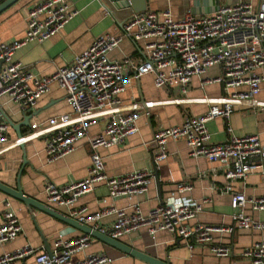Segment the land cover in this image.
<instances>
[{"label": "built area", "instance_id": "obj_1", "mask_svg": "<svg viewBox=\"0 0 264 264\" xmlns=\"http://www.w3.org/2000/svg\"><path fill=\"white\" fill-rule=\"evenodd\" d=\"M215 11L205 16H193L190 11L180 19L172 18L169 10L145 11L132 15L121 24L120 36L103 35L95 39L70 64L59 67L48 77H39L26 70L14 58L17 50L29 42H44L58 34L77 14L70 0H34L26 13L25 29L19 39L5 41L0 38V98L8 97L22 112L31 111L38 100L56 84L65 92L70 113L49 118L46 121L44 152L48 162L72 153L77 144L86 140L90 150V164L82 180L66 185L47 182L44 187L46 202L66 210V215L81 224L93 225V229L121 240L140 228L147 229L148 237L155 244L158 232H167L179 238L187 249L205 247L216 258H228L231 249L217 243L216 236L233 235L239 231H264V222L246 215L245 208L264 212V196L247 198L242 192L230 193L232 209L229 225H212L190 221L201 211L199 204L173 207L162 203L143 213L135 204L125 209H109L100 213H88L78 200L91 193L96 184L103 183L110 199L131 198L145 194L151 181V173L134 171L116 177H108L99 154L100 148L120 147L138 132L137 120L140 106L133 104L129 112L117 108L119 95L124 93L132 79L145 74L153 75L155 88L177 89L186 97L193 77L202 76L211 68L219 69V75L207 78L204 84L221 86L219 97L203 96L199 99L208 109L200 116H186L180 126L161 129L154 133L151 153L155 164L167 157L168 140L182 139L190 157H203L223 166L227 183L244 181L257 169L264 168V147L255 135L236 137L227 128L228 138L222 143H212L206 124L215 119L227 120L237 104L259 107L256 97L264 80V0L257 7L244 0H216ZM144 41V61L134 68L128 77L126 70L130 60H112L108 54L123 39ZM187 99L176 98L181 105ZM102 121V128L94 135L89 130ZM9 126L0 109V153L10 146H18L26 139L42 137L38 125L33 124L27 137L11 141ZM192 186L179 183L177 193L190 192ZM227 191H231L227 186ZM108 213L115 219L109 230L99 226V220ZM22 232L18 217L10 201L4 202L0 214V245L14 241ZM92 238L80 235L70 239H56L51 254L36 252L25 244L13 252L0 255V264H15L33 257L36 264H107L112 259L107 254H90L73 262L76 254L84 251ZM249 264H264V242L255 243L241 252Z\"/></svg>", "mask_w": 264, "mask_h": 264}, {"label": "crops", "instance_id": "obj_2", "mask_svg": "<svg viewBox=\"0 0 264 264\" xmlns=\"http://www.w3.org/2000/svg\"><path fill=\"white\" fill-rule=\"evenodd\" d=\"M6 0H0V5ZM34 0H18L0 12V38L5 41L19 39L25 29L26 13ZM249 1L256 7L263 0ZM216 0H148V11L169 10L173 19H180L190 11L193 16H205L215 11ZM70 6L77 14L55 36L44 42H29L16 51L14 58L34 75L48 77L59 67L70 64L74 57L84 52L92 42L100 36H120L121 24L128 20L134 12L125 8L124 0H70ZM144 41L122 40L117 48L108 54L112 60L129 58L130 65L126 75H134L135 66L140 65L146 53ZM264 78V69L260 71ZM219 75V69L211 68L202 76L193 77L188 85L186 97L179 96L173 89L155 88L153 75L145 74L132 79L126 91L119 95L117 108L121 112H129L133 104L146 107L139 108L137 120L138 132L129 137L120 147L100 148L99 154L104 163V171L108 177H116L134 171L151 173V181L145 194L131 198L110 199L103 183L96 184L94 190L82 196L78 205L86 206L88 213H100L114 207L125 209L137 204L143 213L157 205L167 203L173 207L199 204L201 211L190 224L200 222L212 225H229L232 209L230 193L242 192L247 198L264 196V168L250 173L244 181L227 183L224 168L217 162H210L203 157H190L182 139L168 140L167 157L155 164L151 153L154 149V133L169 127L180 126L186 116L203 115L208 107L199 101L203 96L219 97L223 94L221 86L204 84L207 78ZM187 99L177 105L175 99ZM259 105L251 108L237 104L227 120L215 118L206 126L211 135L212 143H222L228 138L227 128L236 137L255 135L264 147V80L261 91L256 97ZM0 109L5 121L9 120L8 137L19 141V132L25 138L33 124L38 125L42 137L29 140L18 146H10L0 153V183L15 189L20 175L22 192L60 213L67 214L46 202L44 187L47 182L61 186L82 180L87 175L90 164V150L86 140L77 144L75 150L57 160L48 162L44 152L46 121L49 118L70 113L66 103L65 92L56 84H50L48 91L38 100L36 106L22 113L11 100L0 98ZM28 119L29 125L19 129V124ZM103 126L102 121L96 122L89 130L94 135ZM186 183L192 186L190 192L177 193L176 186ZM230 186L231 191H227ZM11 203L13 212L19 219L22 232L12 242L0 245V255L10 253L25 244L31 245L36 252L44 251L42 238L50 248L56 239H70L82 235L79 231L37 210L29 209L21 202L0 192V214L4 210V202ZM245 213L255 221L264 222V212L252 211L246 206ZM115 219L113 213L105 214L99 220V226L109 230ZM93 228V225H89ZM217 243L227 245L231 249L228 258H216L205 247L187 249L183 242L167 232L155 235V244L148 237L147 229L140 228L120 241L137 252L147 254L168 264H247L241 252L255 243L264 242V231H239L233 235L216 236ZM90 254H107L112 261L107 264H146L136 258L124 255L105 246L92 238L90 245L82 252L73 256L77 262ZM15 264H36L33 257L17 261Z\"/></svg>", "mask_w": 264, "mask_h": 264}, {"label": "water", "instance_id": "obj_3", "mask_svg": "<svg viewBox=\"0 0 264 264\" xmlns=\"http://www.w3.org/2000/svg\"><path fill=\"white\" fill-rule=\"evenodd\" d=\"M18 0H6L0 5V12L3 11L8 6L14 4ZM124 6L125 8H131V10L136 13L145 12L148 10V0H124ZM7 124L13 125L9 120L6 121ZM29 122L28 119H24V123L19 124V129L23 126H28ZM23 136L19 132L18 139L21 141ZM22 172V171H21ZM21 172L18 175L17 178V187L15 189L9 188L3 184L0 183V192L3 194L11 197L12 199L21 202L29 209H37L50 217L68 225L69 227L79 231L80 233L87 235L101 243H103L105 246L112 248L113 250L120 252L124 255L136 258L146 264H168L167 262H161L159 260H156L155 258L143 254L140 252H137L136 250L132 249L128 245L124 244L123 242L119 240H114L110 238L108 235L101 233L89 225H84L79 223L78 221L68 217L67 215L60 213L57 210L52 209L51 207H48L28 196H26L22 190L20 189V175ZM43 245H44V251L48 254H51V248L48 242L42 238Z\"/></svg>", "mask_w": 264, "mask_h": 264}, {"label": "rangeland", "instance_id": "obj_4", "mask_svg": "<svg viewBox=\"0 0 264 264\" xmlns=\"http://www.w3.org/2000/svg\"><path fill=\"white\" fill-rule=\"evenodd\" d=\"M176 91H178L177 89H175Z\"/></svg>", "mask_w": 264, "mask_h": 264}, {"label": "trees", "instance_id": "obj_5", "mask_svg": "<svg viewBox=\"0 0 264 264\" xmlns=\"http://www.w3.org/2000/svg\"><path fill=\"white\" fill-rule=\"evenodd\" d=\"M247 264H249V263H247Z\"/></svg>", "mask_w": 264, "mask_h": 264}]
</instances>
